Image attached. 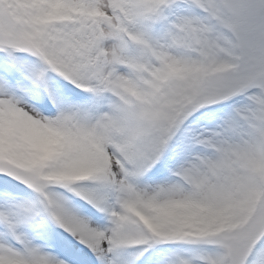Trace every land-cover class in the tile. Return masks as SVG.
<instances>
[{"label": "snow or ice", "instance_id": "6c2138e0", "mask_svg": "<svg viewBox=\"0 0 264 264\" xmlns=\"http://www.w3.org/2000/svg\"><path fill=\"white\" fill-rule=\"evenodd\" d=\"M0 264H264V0H0Z\"/></svg>", "mask_w": 264, "mask_h": 264}]
</instances>
